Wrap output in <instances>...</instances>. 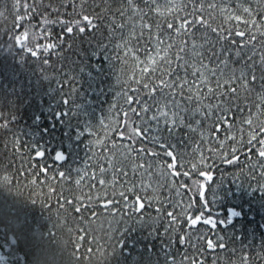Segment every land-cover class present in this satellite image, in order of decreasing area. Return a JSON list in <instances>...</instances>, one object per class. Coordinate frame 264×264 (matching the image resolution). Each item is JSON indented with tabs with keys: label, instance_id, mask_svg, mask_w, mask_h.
Listing matches in <instances>:
<instances>
[{
	"label": "snow or ice",
	"instance_id": "snow-or-ice-1",
	"mask_svg": "<svg viewBox=\"0 0 264 264\" xmlns=\"http://www.w3.org/2000/svg\"><path fill=\"white\" fill-rule=\"evenodd\" d=\"M5 13L12 17L4 28L10 46L42 57L67 34L101 32L119 66L121 90L99 130L87 129L95 147L75 179L36 163L46 156L43 148L32 150L29 167L15 170L28 173L31 201L47 205L55 196L60 224L75 223L68 228L69 238L75 234L73 254L81 256L89 216L140 213L153 205L155 218H166L188 246L191 254L181 264H207L206 250L225 249L211 235L216 218L201 209L217 162L235 165L243 156L248 175L259 168L264 180V0H11L0 6L7 20ZM0 120L6 136L9 121ZM161 125L169 134L186 129L188 147L177 150L162 135H150ZM13 146L21 152L15 135ZM11 163L3 173L9 183ZM187 193L198 195L185 201ZM86 252L84 264H90L92 249ZM249 256L241 249L240 259L228 264H251ZM259 257L264 260V251Z\"/></svg>",
	"mask_w": 264,
	"mask_h": 264
},
{
	"label": "trees",
	"instance_id": "trees-1",
	"mask_svg": "<svg viewBox=\"0 0 264 264\" xmlns=\"http://www.w3.org/2000/svg\"><path fill=\"white\" fill-rule=\"evenodd\" d=\"M5 3L11 4V0H0V6ZM5 16L7 20L0 17V118L7 119L10 127L6 136L0 129L3 264H84L87 248L93 252L90 264H172L173 258L181 264L183 256L191 254L188 246L177 241L166 218H155L154 205L140 213L128 210V214L110 216L101 210L96 218L89 216L88 235L77 257L72 246L75 234L69 238L68 233V228L76 225L71 218L69 224H60L57 198L53 196L47 205L30 200V189L25 187L28 173L20 176L15 170L22 163L29 167L27 158L32 150L43 148L46 156L35 162L46 164L50 170H64L74 180L75 170L85 166L90 149L95 147L90 145L93 137L87 129L99 130L101 118L108 117L121 90L119 66L105 47L101 32L67 34L57 49L42 57L32 56L19 46H10V40L5 42L4 28L12 21L8 13ZM61 30V25L55 26L57 33ZM49 59L51 62L45 63ZM185 131L169 134L161 125L159 133L150 135H162L165 143L183 150L188 147ZM14 135L22 145L19 153L13 146ZM61 152L64 159L57 160L56 154ZM243 161L241 156L235 165L217 162L214 177L207 182L203 198L207 204L201 210L216 218L218 226L211 229V235L226 244L223 250H206L207 264L213 259L216 264L238 261L241 249L250 253L251 264H257L259 253L264 251V188L259 185L264 180L258 175L259 168L249 176ZM9 162L12 183L3 179ZM162 195L168 196L167 189ZM189 195L198 194L187 193L183 199L187 201ZM202 231L208 233L209 229L205 226Z\"/></svg>",
	"mask_w": 264,
	"mask_h": 264
}]
</instances>
